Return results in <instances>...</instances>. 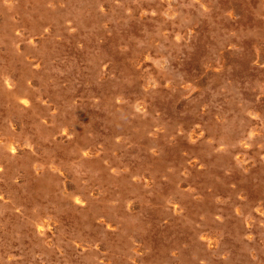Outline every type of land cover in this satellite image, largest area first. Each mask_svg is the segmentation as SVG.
<instances>
[{
  "label": "rangeland",
  "instance_id": "374dc122",
  "mask_svg": "<svg viewBox=\"0 0 264 264\" xmlns=\"http://www.w3.org/2000/svg\"><path fill=\"white\" fill-rule=\"evenodd\" d=\"M235 3L0 0V264H264V105L220 76L243 71L239 39L264 60V27ZM111 23L124 72L91 44L78 90L65 36L101 42ZM194 45L207 50L199 75L173 57ZM253 83L264 97V72ZM161 85L190 119L151 102ZM212 88L226 101L209 109Z\"/></svg>",
  "mask_w": 264,
  "mask_h": 264
},
{
  "label": "water",
  "instance_id": "95a60500",
  "mask_svg": "<svg viewBox=\"0 0 264 264\" xmlns=\"http://www.w3.org/2000/svg\"><path fill=\"white\" fill-rule=\"evenodd\" d=\"M235 5L238 4L242 8L241 11H239V21H242L243 19H252L256 23H258L260 26L264 27V10L261 8L257 9H251L247 8L244 3H246V0H235ZM90 19V18H89ZM147 18L138 17L135 19L134 23L131 24L128 28V31L131 32H137L141 29V26L143 23H145ZM208 24H206V21H202L201 26L199 27V32L201 30L206 29ZM121 27L117 23H111V35L104 36L103 40L100 42L101 36L97 35L96 33H89V34H82L81 32L72 33L68 36H65V39L63 41L64 44V51L68 56L74 55L76 58V61L79 62V71L75 70V86L78 88V90L84 89V86L86 84L85 82V75L84 70L82 68V63L84 65L85 57L84 53L86 52L88 46L91 44H98L102 49H106L107 55L110 59V69L114 70L115 72L119 73L121 75L124 72V63L126 64L125 60L123 59V53H121L118 50L117 47V41H118V33ZM126 34V33H125ZM235 41V40H234ZM235 43H239L238 45L241 47V50L236 48H233L231 52L233 53V58L240 61L244 67L243 71L239 70H227L226 68L223 69L220 73V76L225 75L229 79L232 80L234 84H236L241 92L248 98L262 103L264 105V97L260 96L262 94V90L253 83V80L256 75H259L260 73L264 72L263 64L264 60L253 53L246 45L245 43L248 42L247 40H237ZM80 43H82L80 45ZM197 40L195 42V45L197 44ZM194 45L193 48H183L180 52L176 53L174 57L175 64L179 67H184L188 70V72L199 75L203 71V62L205 53L207 50H198L196 46ZM73 74L69 73L68 76L71 78ZM215 85V84H214ZM94 87V86H93ZM97 91H101L105 88L104 83H99L94 87ZM125 92L128 97H131L138 91V88L135 84H131L129 86H125ZM216 90V89H215ZM214 88H212L210 91L206 92L204 94L203 100L207 106V108L212 109L217 105H223L225 103V97L222 96H215ZM171 94L172 99L169 98L167 100L164 99V96ZM151 102L154 105L159 106L160 108H165V111L168 113L169 116H175L178 113V110L176 108L177 104H181L183 106V116L188 117L189 119L192 117L188 106V99L184 97L183 93L179 88H177L175 91L170 92L166 88H164V85H161L160 92L157 96H153L151 98ZM177 103V104H176ZM176 104V105H175ZM174 107V108H173ZM97 111L99 120V125H101V120H103L105 116V109L102 102H99L97 105ZM110 126H107V124H103V129H110ZM187 142V141H186ZM140 151H144L143 149L139 148Z\"/></svg>",
  "mask_w": 264,
  "mask_h": 264
},
{
  "label": "bare ground",
  "instance_id": "6f19581e",
  "mask_svg": "<svg viewBox=\"0 0 264 264\" xmlns=\"http://www.w3.org/2000/svg\"><path fill=\"white\" fill-rule=\"evenodd\" d=\"M117 4V3H116ZM121 8V7H120ZM113 11V10H112ZM61 12H62V10H61ZM72 13V12H71ZM73 14V13H72ZM71 26V25H70ZM183 90V89H182ZM206 137V136H205ZM203 138V137H202ZM232 138V137H231ZM200 140H202V139H200ZM198 141V140H197ZM229 143V142H228ZM227 144V143H226ZM225 144V145H226ZM224 145V144H223ZM227 147V146H226ZM221 153V152H220ZM94 154V153H93ZM222 154V153H221ZM228 154V153H227ZM95 155V154H94ZM44 168V167H43ZM103 168H105L104 166H103ZM45 169V168H44ZM46 170V169H45ZM119 170V169H118ZM131 174V173H130ZM125 175V174H124ZM117 177V176H116ZM47 178V177H46ZM113 178V177H112ZM131 179V178H130ZM110 183V182H109ZM107 221V220H106ZM112 221H114V220H112ZM122 223V222H121ZM102 227V226H101ZM208 236V235H207ZM211 237V236H210ZM216 240V239H215ZM214 241V240H213ZM217 243V242H216ZM219 245V244H218Z\"/></svg>",
  "mask_w": 264,
  "mask_h": 264
}]
</instances>
